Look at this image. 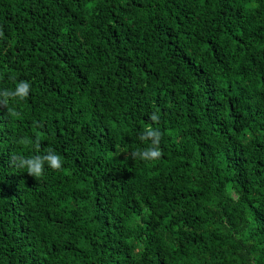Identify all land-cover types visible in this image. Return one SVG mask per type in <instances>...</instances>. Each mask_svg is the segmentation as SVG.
<instances>
[{"label": "trees", "instance_id": "1", "mask_svg": "<svg viewBox=\"0 0 264 264\" xmlns=\"http://www.w3.org/2000/svg\"><path fill=\"white\" fill-rule=\"evenodd\" d=\"M18 80L0 264H264V0H0V89ZM154 111L162 154L132 159ZM48 148L60 170L8 164Z\"/></svg>", "mask_w": 264, "mask_h": 264}, {"label": "clouds", "instance_id": "2", "mask_svg": "<svg viewBox=\"0 0 264 264\" xmlns=\"http://www.w3.org/2000/svg\"><path fill=\"white\" fill-rule=\"evenodd\" d=\"M32 86L27 80H18L14 83L12 88L0 89V107L7 109L10 102L25 100L30 92ZM12 117H18L19 112L9 111ZM149 120L152 122L148 124L138 136V139L143 142H150L146 147L137 149L129 155L132 159H140L150 161L158 159L161 156L160 141L162 133L158 127L153 125L158 124L159 115L153 112L149 115ZM14 143L22 149H31L35 153H39L40 140L31 139L29 137H19L14 140ZM8 164L10 167L16 169H23L25 172L34 178H39L44 174L45 166L52 170H60L62 168V158L53 148H48L43 154L25 155L23 151L15 152L10 155Z\"/></svg>", "mask_w": 264, "mask_h": 264}]
</instances>
